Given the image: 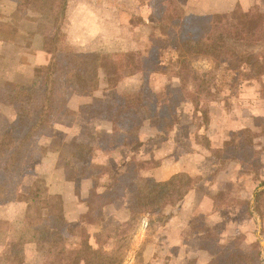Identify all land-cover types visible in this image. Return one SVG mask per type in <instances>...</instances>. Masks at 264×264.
<instances>
[{
	"label": "rangeland",
	"instance_id": "374dc122",
	"mask_svg": "<svg viewBox=\"0 0 264 264\" xmlns=\"http://www.w3.org/2000/svg\"><path fill=\"white\" fill-rule=\"evenodd\" d=\"M158 1L126 0V4L134 12L133 14L128 13L129 11L124 9L126 17H131L132 14L134 18L136 16L135 12L146 14L145 18L148 19V25L151 29V39L155 42L158 51L155 53L156 55L151 53L150 57L153 58H150V60L153 59V61L140 62L139 64L137 63L138 55L134 54V64L131 67L128 66V71H131L130 68H141L143 76L140 93L138 96H132L129 92L127 94L124 93L125 95H119L118 98L108 102L111 104H107L103 114L117 128V131L115 132V137L109 139L110 143L107 146L100 145L99 147L116 149L117 142H122L123 145L128 143L134 150L131 154V159L125 163L122 160H115L113 155L110 160L99 161L97 159L94 163L95 166H92V171L95 175L102 173L105 175L104 178H108L107 183L111 182L114 185L125 180L127 182L124 184L125 186L131 182H136L140 176H147L149 168L154 164L160 163V160H163L168 152L173 154L175 152H177L175 154L185 152L183 154L188 157L184 167L185 170L174 174L169 179L177 177V179L188 180L190 182L189 189H195L192 196L187 198L188 206H194V204L204 206L202 212L195 213L197 218L192 217L191 225V230L202 232L203 259H205L200 261V264H234L230 259L228 260V257L238 251L246 252L250 259L253 257L255 264H264V196L259 210L256 205L255 208H251L252 191H254L255 186H259L260 175L264 174V82L261 84L262 82L250 80L253 78H240L237 81L228 80L220 86L212 87L213 89L210 92L199 91L195 85L198 81L193 78L192 73L196 72L201 77L203 73L215 66L217 60L209 55L190 57L188 71L181 68L178 52L168 47L172 40H180L182 38L197 40L209 20L222 23L238 20L245 23L247 21L245 17L247 9L239 4L233 11L214 13L210 16L207 15L209 14L208 12H211L210 9L222 8L224 2L222 0H203L200 2L202 7H194V9L205 10L204 20L187 19V23L184 22L182 25L183 19L178 13H183L184 15L185 12L178 0L176 1L180 8L175 10H171L168 7L167 0H162L161 5ZM114 2V0L109 1L113 6ZM249 2L252 3L253 1H246V3ZM261 3L263 5L264 0H261ZM11 6H15L16 10L14 2L0 0V42L4 32L8 35L9 31V37L13 35L11 33L12 29L8 28L9 26L13 27V24L9 23L13 21V14L10 15ZM169 6H172L171 2ZM254 6L255 8H253ZM260 8L259 1L251 9L253 11L256 10L254 12L259 14L264 25V11L260 10ZM192 11L197 12L193 8ZM36 21L38 20H31L25 17L15 23H19L16 26L19 25L20 29H22V26L25 29L24 27L30 26L32 22L36 23ZM44 25L49 27V31L53 29L50 26V22L46 21ZM60 37L59 34V41ZM22 42H24V38ZM158 42L165 49L160 50ZM262 42L264 43V40ZM258 46L260 45H254L252 48H257ZM234 48L239 50L236 46ZM2 52H0V79L28 85L39 83L44 66L39 69H34L30 66L28 68L26 66L28 59H24L26 63L19 61L18 56L15 55L17 50L12 46L5 47ZM161 55L163 60L159 62ZM154 56L157 57L156 62H154L156 59ZM122 57L127 61L125 54ZM220 58L223 62L238 66L239 57L230 53H223ZM127 62L129 64V61ZM30 63L28 61L29 65ZM240 68L244 75L248 73L245 66L240 65ZM258 78L260 77L256 79ZM58 83V91H60L61 82ZM214 83L212 81L211 85ZM58 91L56 95L59 93ZM140 105L144 106L146 112L140 110L143 112L138 113ZM121 110L126 112L122 114ZM53 111L54 106L51 105L47 126L31 143L29 150L31 158L29 157L30 162L27 166L23 165V178L31 164L43 157L47 151L42 143L41 135L47 129ZM13 114L14 110L12 108L0 105V156L3 158L17 144V134L13 130ZM214 115L218 117L220 123L222 122L221 125L217 126L219 129L216 136V140L219 142L223 141L220 147H213L212 140L207 135L209 123L215 119ZM225 120L229 123L230 131L226 125H223ZM145 122H148L147 126H145ZM132 123L145 127L141 131L143 141L136 139L135 133H130V128L126 127V125ZM172 129L177 131L171 135ZM153 136L156 139L151 140L150 144H144L148 137L152 138ZM130 141L133 143H130ZM107 143L105 142V144ZM247 154H250V157ZM118 170L119 173H124L115 174L114 172H118ZM126 174L129 175L128 178H125L124 175ZM19 187L20 185L8 202L17 199ZM122 187V185L119 187L113 186V189L106 191L109 192L107 197L111 196L115 200H120L121 204L118 203V206L125 205V200L128 198H126V193ZM196 189L200 190V192L198 193ZM190 190L182 199L176 202L185 199ZM103 194L91 201L92 208L89 210V219L93 222L92 225L94 224V227H91L88 233L84 232L79 237V241L71 237L68 239L62 238L61 235L57 234V231L54 234V239L57 242L59 240L65 241L67 250H77L84 237H88L92 244L104 246L107 250H111L116 243L115 236L124 227L129 218L117 224L112 223L113 220L111 219L108 221L111 222V225L105 227L103 223L106 222L105 217L109 215V212L104 209L107 204V197ZM31 195L32 197H29L30 205L37 201V207L44 215L47 214L56 198H58L55 195L51 200L47 199V201L46 199L38 198L36 193H31ZM39 196L46 197L47 195L42 193ZM254 200L256 201V198ZM164 208H162L160 213L155 214L149 211L143 215L139 227L140 224H144V221L148 222L146 239H144V243L136 252L135 260L139 251H141L144 259L143 249H145L144 245L146 242L153 241L154 243L158 241L163 245L165 236L176 228L175 225L168 223L170 214L164 212ZM29 210L34 212L36 206H31ZM120 212H124V210ZM190 212L189 208H185L182 214H190ZM6 228H8L6 221L0 220V238L3 239L0 240V244L4 241L6 242L4 238V235H6L4 229ZM133 240L128 257L123 264L135 263V260H133ZM30 243L24 245L19 259L15 260L13 257L5 261L3 258L1 264H24V261L28 264H42L46 259L52 261L56 259L55 264H69L70 259L68 256L61 255L58 258H52V246L50 244ZM61 247L59 245L56 250Z\"/></svg>",
	"mask_w": 264,
	"mask_h": 264
},
{
	"label": "crops",
	"instance_id": "0c3cea01",
	"mask_svg": "<svg viewBox=\"0 0 264 264\" xmlns=\"http://www.w3.org/2000/svg\"><path fill=\"white\" fill-rule=\"evenodd\" d=\"M109 1L70 0L68 3L60 31L61 37L58 50L61 52L99 54L100 66L98 75L100 84L90 95H85L77 91L71 76L65 74L60 77L61 89L52 104L54 111L47 129L41 135L42 143L47 151L43 157L31 164L28 172L24 175L18 190L17 199L0 205V213H2L0 220L6 221L8 225V228L4 229L6 242L4 241L0 244V256L9 245L11 229H18L23 225L25 215L29 209L31 193H36L37 197L43 200H51L55 195L62 199L66 225L60 229H55L54 234L57 231V234L61 235L62 238L68 239L71 237L79 241V237L84 232L88 233L90 228L94 227V224L92 225L93 222L89 219V210L92 208L91 201L99 198L106 191L108 178H104L105 175L99 173L98 175L93 174L91 177H78L74 180L66 179L64 157L61 154L64 142L80 140L95 147L92 166L97 159L99 161L110 160L112 155L115 160H122L123 163L127 162L132 156L131 154L134 150L128 143L123 145L122 142H117L116 149L99 147L100 145L107 146L110 143L109 139L114 138L117 131L111 121L104 117L105 107L103 103L118 98L119 95L124 93L127 94L129 92L132 96H138L140 93L143 76L141 68H130L131 71H128V62L122 57L124 54L136 53L138 55L137 63L139 64L140 62L153 61V59L150 60V58H153L150 55L151 53L156 55L155 53H157L158 49L155 42L151 39V29L148 25V19L145 18L146 14L135 12L136 16L133 18L132 14L134 12L126 4V0H114L115 7ZM201 1L203 0H178L185 12L184 22L187 23V19L204 20L205 10L194 9V7H202ZM246 1L248 0H222L224 2L222 8H212L207 15L228 13L236 9L239 4L243 8L249 9L259 1L260 10L264 11V4L262 5L261 0L256 2L251 0L253 1L252 3H246ZM192 8L197 12L192 11ZM124 9L128 10V13H132L131 17H126ZM214 10L216 11L214 12ZM14 11L15 6H11L10 15ZM42 21L40 19L36 23L32 22L30 26L24 27L25 29H23V26L22 29L19 28V25L16 26L19 23L13 25L15 29L9 26L8 28L12 29L11 33L13 35L9 37L10 32L8 31V35L4 32L0 42V52L4 51L5 47L12 46L17 50L15 55L18 56L19 61L25 62L24 59H28L31 62L30 65L28 61H26L27 63L25 62L28 68L30 66L31 68L39 69L48 64L51 54L46 51L42 36L43 34H50L51 31H47V26ZM9 23L15 24L13 21ZM23 38L24 42H22ZM154 58H156L154 60L156 62L157 57L154 56ZM160 58L159 62L163 60L162 55ZM250 80L262 82L261 84H263L264 74L258 79L253 78ZM138 109V113L143 112L140 110L145 111L142 105ZM214 116L215 119L209 123L207 135L212 140L213 147H220L223 141L219 142L216 140V136L219 129L217 126L221 125L222 122L220 123L218 117ZM148 122L144 123L145 126L148 125ZM223 125L229 128L227 120L223 121ZM126 127L130 128V133H135L136 139L143 141L141 138V131L145 128L143 125L138 127L135 123H132L126 125ZM176 131L172 129L171 135L174 132L176 133ZM153 139H156V137H148L144 144H150ZM105 142L108 143L105 144ZM130 143L133 142L130 141ZM175 153L168 152L165 158L160 160V163L154 164L149 168L147 176L153 177L158 181H164L174 176V174L184 171L188 157L183 154L185 152H181L182 154ZM259 182V186H255L254 191H252V209L256 205L254 200L256 194L264 190L263 173L260 175ZM194 190H190L186 198L180 202L165 206L164 212L170 214L168 223L175 225L176 228L165 236L163 245L158 241L145 243L143 260L146 264H200V261L205 259H203L202 232L191 230L192 217L197 218L195 213L202 212L204 209V206H200V204L188 206L187 198L192 196ZM196 191L200 192L197 189ZM42 193L47 196H39ZM126 198V200L123 199L126 201L125 205L118 206V203H120L119 199H114V202L112 201L105 205L104 209L109 212V215L105 217L106 222L103 223L105 227L111 225V222H108L111 219L113 220L112 223L117 224L129 218V209L133 200L132 193L126 192ZM185 208L191 210L190 214H182ZM123 210L124 212H120ZM45 215H48V212ZM148 221L150 223V219ZM147 226L148 222L146 221H144V224H140L134 237L132 245L134 250L133 260H135L136 252L144 243V239H146ZM30 244H37V242ZM203 263L205 262L203 261ZM24 264L28 263L24 261Z\"/></svg>",
	"mask_w": 264,
	"mask_h": 264
},
{
	"label": "trees",
	"instance_id": "16d2710c",
	"mask_svg": "<svg viewBox=\"0 0 264 264\" xmlns=\"http://www.w3.org/2000/svg\"><path fill=\"white\" fill-rule=\"evenodd\" d=\"M8 1H12L16 5V10L13 13V23L25 17L31 20L41 19L50 22L53 29L50 30V34H43L42 36L44 47L51 54V58L49 63L45 65L46 67L44 66L42 69L39 83L28 85L0 79V105L14 110L13 130L17 134V144L14 148L7 153L5 158L0 156V204L10 201L11 196L17 191L23 179V165L27 166L30 162L29 150L31 143L48 124L51 105L59 88L60 77L65 74L71 76L77 91L85 95H90L100 84L98 75L99 54L61 52L58 50L59 34L70 0ZM167 1L171 10L180 8L176 0ZM170 2L172 6H169ZM158 3L161 5L162 0H159ZM251 8L245 11L247 20L245 23L238 20L227 23L209 20L197 40L182 38L172 40L168 44V47L178 52L181 68L188 71L190 57L209 55L217 60L215 66L203 73L201 77L196 72L192 73L193 78L198 81L195 85L199 91L210 92L213 89L212 87L220 86L228 80L237 81L240 78H257L264 74V43L262 42L264 40V25L259 14L254 12L256 10L253 11ZM178 15L183 19L181 23L183 25V13H178ZM10 27L15 29L14 26ZM47 29L49 31L48 26ZM158 45L160 50L165 49L161 43L158 42ZM254 45L260 46L252 48ZM234 46L239 50H235ZM223 53H230L239 57L238 66L223 62L220 58ZM125 57L129 61L128 66L131 67L134 64V53H127ZM240 65L247 68L248 73L245 74L246 76ZM212 81L216 84L211 85ZM107 104L110 105L111 103H103L104 107ZM121 112L123 114L126 111L121 110ZM110 113L112 112L110 111ZM61 152L64 157L66 179L74 180L78 177H91L94 174L92 160L95 147L80 140H74L64 142ZM247 155L250 157V154ZM114 173L119 175L124 172L119 173L118 170ZM124 176L125 178L129 177L128 174ZM125 183L127 182L123 180L116 185L111 182L106 185V191L113 189V186L119 187L122 185L125 193L131 192L133 195L129 219L115 236L116 243L111 250H107L104 246L92 244L88 237H84L80 247L74 251L67 250L64 240L57 242L54 239L55 229H60L66 225L63 201L58 197L48 211V215H44L39 211L37 201L30 205L29 208L36 206V210L31 212L28 209L22 227L11 229L9 247L0 257V264L3 258L5 261L13 257L15 260L19 259L22 248L30 242L50 244L52 246V258H58L61 255L68 256L70 259L69 264H123L128 257L132 240L143 215L149 211L155 214L160 213L166 204L179 201L190 190V182L177 179V177L158 181L153 177L143 175L136 182L124 186ZM106 191L103 195L107 197L109 192ZM263 196L264 190L256 194V208L258 210L262 206ZM113 200L114 198L108 196L106 198L107 202H105L110 203ZM59 245L62 247L56 250ZM252 258L250 259L246 252L238 251L230 254L228 260L230 259L234 264H255ZM55 260L46 259L42 264H55L57 261ZM134 264H146L141 251L138 252Z\"/></svg>",
	"mask_w": 264,
	"mask_h": 264
}]
</instances>
